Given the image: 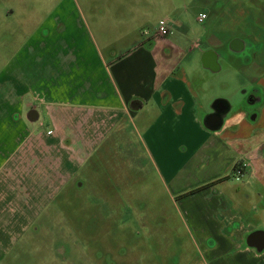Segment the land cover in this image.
Masks as SVG:
<instances>
[{
	"label": "rangeland",
	"instance_id": "1",
	"mask_svg": "<svg viewBox=\"0 0 264 264\" xmlns=\"http://www.w3.org/2000/svg\"><path fill=\"white\" fill-rule=\"evenodd\" d=\"M199 13L207 16L202 23L197 21ZM77 16L84 17L99 45L116 52L126 50L136 35L140 40L153 35L155 43L162 44L161 38L154 37L162 19L175 25L172 33L184 48L200 42V50H206L212 35L222 40L230 35L235 36L234 40L244 34L255 36L258 45L252 63L244 56L230 57L220 49L221 70L209 75L228 84L222 96L231 98L234 93L246 91L240 97L248 125L261 131L246 140L235 141L232 138L236 135H228L227 145L236 151L233 154H239L245 162H252L257 154L259 160L254 159L258 167H254L252 180L243 185V179L230 172L231 176L223 179L231 183L221 191L230 205L238 200V192L253 193L245 203V218L253 228L264 231V146L260 151L255 149L264 141V91L254 93L257 102L250 104L249 100L251 90L264 81L251 82L264 77V0H0V125L6 129L9 126L8 133L1 134L4 140L0 145L6 141L1 153H14L16 142H23L26 133L44 134L47 122L51 123L42 111H38L36 123L27 122L29 110L24 105L31 102L33 87L26 78L18 80L21 71L14 67L35 43L45 47V37L56 24ZM69 23L72 27V21ZM198 62L201 63L200 55ZM182 63L191 66L194 79L202 77L195 63ZM19 83L24 88L19 95L23 105L14 98L16 89L21 88ZM5 114L11 115L10 123L5 124ZM235 114L237 107L229 111L225 122ZM125 120V128L108 130L102 140L93 139L89 146L75 144L85 148L80 164L76 163L78 150H68L74 159L61 164L60 159H66L62 156L64 150L46 143L44 137L30 140L34 149L31 157L38 163L36 170L28 172L29 181L43 187L33 192L19 179L22 197L18 200L9 197L10 186L18 182L0 180V264H237L233 257L230 260L234 248L228 253V249L216 248L213 251L217 261L208 259L205 251L215 247H205L202 231L194 227L184 210V199L190 193L177 196L163 187L136 132H131L133 122L129 120L126 125ZM70 164L69 180L61 182L63 167L68 170ZM36 173L41 180L50 175L55 190L48 194L44 187L48 182H38ZM220 216L216 212V217ZM216 238L211 237L214 243ZM227 254L230 255L226 257ZM253 260L246 262L256 264L257 259ZM257 263L264 264V259Z\"/></svg>",
	"mask_w": 264,
	"mask_h": 264
},
{
	"label": "crops",
	"instance_id": "2",
	"mask_svg": "<svg viewBox=\"0 0 264 264\" xmlns=\"http://www.w3.org/2000/svg\"><path fill=\"white\" fill-rule=\"evenodd\" d=\"M206 18L205 15L204 21ZM69 21H72V27ZM174 26L169 24L165 37L155 34L154 37L161 38L163 42L160 45L155 43L153 35L143 40L136 35L126 50L116 52V49L103 48L95 41L84 17L77 16L74 20L67 17L62 25L56 24L53 32L46 35L44 48L40 47L41 43H35L34 48L31 46L30 51L24 52L14 68L21 71L17 75L18 80L26 78L30 87L34 88L31 102L24 105L29 110L26 120L30 124L36 123L38 111H42L51 123L47 122L44 134L24 133L26 139L16 142L12 151L14 153L5 155L0 152V180L3 183L7 180L18 182L17 186H10L9 197L12 199L19 200L22 197L19 179L25 188L39 191L42 184L29 181L28 172L33 168L36 170L38 163L37 159L31 157L34 149L30 140L44 137L46 143L54 148L67 151L62 153L66 159H60L61 164L64 161L67 165L69 163L65 161L74 159L68 150H78L76 154L80 156L76 163L80 164L84 160L81 151L85 148L75 144L89 146L93 139L102 140L108 130L125 128V119L126 125L131 120V132H136V138L158 181L174 195L190 193L184 199V210L195 224L194 227L202 231L200 234L205 247H215L205 251L208 259L217 261L213 251L216 248L228 249L225 253L234 248L230 252V260L234 258L237 264H250L246 261L253 263V259L263 260L264 253L260 254L254 249L255 253H252V248L245 244L246 236L255 230L245 218V203L253 193L238 192L235 197L238 200L230 205L221 191V188L231 183L223 178L232 173L235 167H240L241 163L247 165L244 174L239 177L243 179V185L254 178V167H258L255 166L258 161H254L259 158L257 154L253 156L252 162H245L242 156L233 154V150L236 151L227 145L228 135H236L232 138L235 141L246 140L261 131L248 125L240 97L246 91L241 94L237 92V95L234 93L231 98L222 96L228 84H224V81L220 83L218 78L209 75L221 70L219 61L223 53L220 49H225L230 57L244 56L246 61L252 63L258 45L256 38L244 34L232 42L234 35L225 40L212 35L207 39L206 50H200V42H193L184 48L172 33ZM234 42L235 45H232ZM199 55L202 66L198 62ZM185 60L195 63L196 71L202 76L200 79L191 76L194 72L190 65L182 63ZM263 79L254 78L251 82L256 84ZM260 84L262 86L255 85V89L251 90V96L255 97V92L264 91V81ZM23 89L22 86L16 89L14 95L20 104L22 99L19 95L24 93ZM217 97L227 99H223L229 104L227 114L233 107H237V114L225 122L226 114L221 127L212 131L204 120L212 112V103L222 99ZM257 101L254 98L253 103ZM10 116L4 118L5 124L11 122ZM254 119L255 116L251 120ZM7 129L0 125V140H4L1 134L8 133ZM5 143L3 141L0 145V151L6 147ZM263 146L264 141L259 142L256 151L257 148L260 151ZM70 166L72 164L68 165V170L63 167L64 175H59L61 182L69 180ZM21 168L28 177L23 176ZM34 177L38 182H48L44 186L48 194L55 190L50 184V175L42 180L37 173ZM216 212L222 216L217 218ZM211 237L216 238L215 243ZM208 239L211 241L208 242ZM257 261L256 264H259Z\"/></svg>",
	"mask_w": 264,
	"mask_h": 264
},
{
	"label": "water",
	"instance_id": "3",
	"mask_svg": "<svg viewBox=\"0 0 264 264\" xmlns=\"http://www.w3.org/2000/svg\"><path fill=\"white\" fill-rule=\"evenodd\" d=\"M212 112L206 116L204 122L212 130H218L223 121V117L229 110V104L223 99H217L212 103ZM35 119V118H34ZM247 247L261 252L264 249V231L255 230L250 232L245 239Z\"/></svg>",
	"mask_w": 264,
	"mask_h": 264
},
{
	"label": "built area",
	"instance_id": "4",
	"mask_svg": "<svg viewBox=\"0 0 264 264\" xmlns=\"http://www.w3.org/2000/svg\"><path fill=\"white\" fill-rule=\"evenodd\" d=\"M205 19V15L204 14H200L198 17V22L202 23ZM168 22L164 19L160 20L157 24V29L155 34L159 37H165L168 34ZM247 167L246 163H241L240 167H238L236 174H238V176H240L241 174V170H244Z\"/></svg>",
	"mask_w": 264,
	"mask_h": 264
},
{
	"label": "flooded vegetation",
	"instance_id": "5",
	"mask_svg": "<svg viewBox=\"0 0 264 264\" xmlns=\"http://www.w3.org/2000/svg\"><path fill=\"white\" fill-rule=\"evenodd\" d=\"M233 40H234V39H231L232 42H233ZM231 41H230V42H231ZM234 41H236V40H234ZM232 45H235V42H234V44H232ZM249 100H250V104H252L253 101H254V97L251 96V97L249 98ZM263 153H264V149H263ZM263 161H264V160H263ZM237 169H238V168L235 167V169L233 170V173L235 174V176H238V174H236ZM244 172H245V169H244V170H241V174H240V176H238V177H241V176L244 174ZM255 230H256V229H255ZM255 230H254V231H255ZM263 251H264V249H263L261 252H259V253H262Z\"/></svg>",
	"mask_w": 264,
	"mask_h": 264
}]
</instances>
